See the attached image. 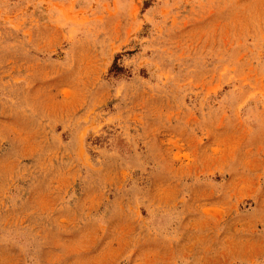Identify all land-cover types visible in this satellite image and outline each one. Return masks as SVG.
Returning <instances> with one entry per match:
<instances>
[{
    "label": "rangeland",
    "instance_id": "obj_1",
    "mask_svg": "<svg viewBox=\"0 0 264 264\" xmlns=\"http://www.w3.org/2000/svg\"><path fill=\"white\" fill-rule=\"evenodd\" d=\"M0 264H264V0H0Z\"/></svg>",
    "mask_w": 264,
    "mask_h": 264
}]
</instances>
